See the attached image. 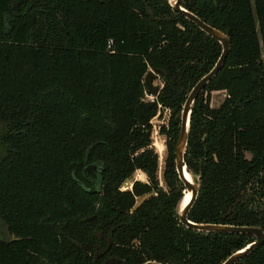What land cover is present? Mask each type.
<instances>
[{
    "label": "trees",
    "instance_id": "trees-1",
    "mask_svg": "<svg viewBox=\"0 0 264 264\" xmlns=\"http://www.w3.org/2000/svg\"><path fill=\"white\" fill-rule=\"evenodd\" d=\"M181 6L230 39L191 110L184 162L200 188L188 219L264 230V0ZM221 50L169 0H0V264H222L252 243L177 215L182 107ZM148 70L161 79L153 101ZM163 109L164 187L151 122ZM136 170L147 181L122 190ZM236 264H264V242Z\"/></svg>",
    "mask_w": 264,
    "mask_h": 264
},
{
    "label": "water",
    "instance_id": "water-1",
    "mask_svg": "<svg viewBox=\"0 0 264 264\" xmlns=\"http://www.w3.org/2000/svg\"><path fill=\"white\" fill-rule=\"evenodd\" d=\"M169 4L174 13L182 14L188 20L193 22L199 29H201L206 34L213 37L217 42H219L222 48L221 54L217 62L215 63L214 67L196 82V84L192 87L188 96L186 97V100L182 107L181 116H180V129L174 149L176 171L178 173L180 180L183 182L184 185V194L179 203V207L177 211L178 219L182 225L199 232L246 233L253 235L255 237V240L252 243L233 252L222 263V264H236L239 260H241L246 255H248L255 247H257L258 245L264 242V230L260 227H255V226H235L229 224L196 223L190 221L188 219V213L196 200L200 188V184H199V177L193 176L187 170L186 164L184 162V155L187 146L190 117H191V110L193 104L197 99V97L199 96V94L204 90L206 84L213 77L217 75L219 70L224 65L230 47V39L224 32L208 25L199 17H197L195 14L183 8L181 6V0H169ZM146 13L151 19L158 21L160 20L155 18L147 7H146ZM157 75L158 74H156L153 70H148V72H146V74L144 75L143 83L145 85L148 95L152 97H156L161 89L160 85L154 84V78ZM186 174H188L190 178H188ZM133 182L134 180L132 178H128L125 180L123 184L127 183V185L125 186H128L129 184L132 185ZM185 192L189 193V199L185 204H182L184 200ZM149 196L150 194H145L137 198L136 204L133 206L132 211L137 209ZM99 234L100 233H98V236ZM109 246H110V240L108 242L107 248ZM95 258H97V255L95 256ZM143 264H161V263L155 261H147Z\"/></svg>",
    "mask_w": 264,
    "mask_h": 264
},
{
    "label": "rangeland",
    "instance_id": "rangeland-1",
    "mask_svg": "<svg viewBox=\"0 0 264 264\" xmlns=\"http://www.w3.org/2000/svg\"><path fill=\"white\" fill-rule=\"evenodd\" d=\"M154 84H158L161 87V79L159 75H157L154 78ZM148 97L149 95L147 91L145 90L143 99L148 100ZM224 98H225L224 94L217 92V91L212 92L211 93V105L214 107H217L224 100ZM169 114H170V111L168 109H163L162 111H158L157 115L151 120L153 124L152 146L154 147L159 157L158 168H157V178H158L159 185L162 187H164L163 164H164V159L166 156V146H165V138L163 135L159 133V128L160 126L167 124ZM130 178H132L134 181L136 180L141 181V182L147 181L146 175L140 170H136ZM125 185H127V183L122 184L121 186L122 190L130 189L132 186L131 184H129L128 186H125ZM0 235L2 237H6L5 229L1 223H0Z\"/></svg>",
    "mask_w": 264,
    "mask_h": 264
},
{
    "label": "bare ground",
    "instance_id": "bare-ground-1",
    "mask_svg": "<svg viewBox=\"0 0 264 264\" xmlns=\"http://www.w3.org/2000/svg\"><path fill=\"white\" fill-rule=\"evenodd\" d=\"M186 176L188 178H190V176L188 174H186ZM188 199H189V193L185 192V196H184V200H183L182 204H185L188 201Z\"/></svg>",
    "mask_w": 264,
    "mask_h": 264
},
{
    "label": "built area",
    "instance_id": "built-area-1",
    "mask_svg": "<svg viewBox=\"0 0 264 264\" xmlns=\"http://www.w3.org/2000/svg\"><path fill=\"white\" fill-rule=\"evenodd\" d=\"M110 44H111V41H109V45H110ZM154 98H155V97H152V96H150V95H149V97H148V99H149L150 101H153Z\"/></svg>",
    "mask_w": 264,
    "mask_h": 264
},
{
    "label": "crops",
    "instance_id": "crops-1",
    "mask_svg": "<svg viewBox=\"0 0 264 264\" xmlns=\"http://www.w3.org/2000/svg\"><path fill=\"white\" fill-rule=\"evenodd\" d=\"M220 93L224 94V92L220 91Z\"/></svg>",
    "mask_w": 264,
    "mask_h": 264
},
{
    "label": "flooded vegetation",
    "instance_id": "flooded-vegetation-1",
    "mask_svg": "<svg viewBox=\"0 0 264 264\" xmlns=\"http://www.w3.org/2000/svg\"><path fill=\"white\" fill-rule=\"evenodd\" d=\"M114 264V263H113ZM115 264H120L119 262L115 263Z\"/></svg>",
    "mask_w": 264,
    "mask_h": 264
}]
</instances>
